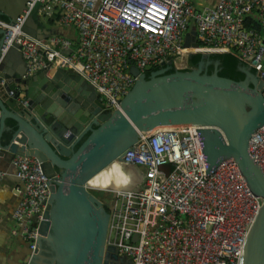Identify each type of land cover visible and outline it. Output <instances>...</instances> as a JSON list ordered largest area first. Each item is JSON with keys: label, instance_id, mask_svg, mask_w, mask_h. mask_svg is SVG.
Here are the masks:
<instances>
[{"label": "built area", "instance_id": "2783aa9c", "mask_svg": "<svg viewBox=\"0 0 264 264\" xmlns=\"http://www.w3.org/2000/svg\"><path fill=\"white\" fill-rule=\"evenodd\" d=\"M252 9L261 29L244 24ZM34 10L42 16L57 12V24L73 27L76 40L29 34L24 24ZM0 26L1 56L17 45L26 61L24 76L45 66L51 72L71 68L95 88L104 109L120 107L136 79L132 64L139 71L156 64L181 69L187 65L175 64L188 50L231 51L264 81V0H217L202 8L191 0H26L12 21L0 18ZM191 26L197 45L185 46ZM200 127L181 123L140 130L111 161L138 173L133 187L113 188L107 200L106 243L131 264H239L263 198L251 190L233 157L207 170ZM248 152L264 174V124L251 133ZM10 164L0 167V178L12 174L23 183L12 233H20L33 250L53 177L34 155L14 153Z\"/></svg>", "mask_w": 264, "mask_h": 264}, {"label": "water", "instance_id": "95a60500", "mask_svg": "<svg viewBox=\"0 0 264 264\" xmlns=\"http://www.w3.org/2000/svg\"><path fill=\"white\" fill-rule=\"evenodd\" d=\"M25 1L0 0V18L3 14L12 21ZM24 29L38 38L57 31L40 26L33 15ZM3 33L0 26V47ZM184 45H197L194 26L185 33ZM211 52L215 51H201V59L190 69L167 71L172 65L165 64L148 77L132 64L136 79L121 98L120 108L110 110L103 108L95 88L71 68L51 72L45 66L24 76L26 61L18 46L13 44L2 56L0 51V134L6 124L11 132L6 142L0 141V162L7 160L0 167L9 168L14 153L34 155L53 177L50 195L42 201L37 242L44 238L50 242L57 264H108L111 258L123 257L114 244L106 243L109 213L108 202L102 199L112 198L113 188H131L134 182L92 186L87 177L128 148L138 131L181 123L202 125L208 171L233 157L251 190L263 198L239 264H264V174L248 152L251 133L264 124V81L246 65L241 66L245 72L241 80L220 75L217 59L208 72L210 61L203 57ZM79 163L83 172L74 175ZM37 248L38 244L29 252Z\"/></svg>", "mask_w": 264, "mask_h": 264}, {"label": "crops", "instance_id": "0c3cea01", "mask_svg": "<svg viewBox=\"0 0 264 264\" xmlns=\"http://www.w3.org/2000/svg\"><path fill=\"white\" fill-rule=\"evenodd\" d=\"M195 7L202 8L206 5H212L217 0H191ZM35 20L40 21L33 15ZM56 30L70 36L71 28L67 26L56 25ZM59 26V27H58ZM50 28H53L52 26ZM75 36V31H74ZM73 38V35H71ZM186 65L189 67L188 63ZM192 67V66H190ZM51 74V72H49ZM11 133L9 125H5L0 134V141L4 143L3 134ZM7 160H1L0 166L4 167ZM23 183L20 179L12 174H6L0 178V264H47L53 261L57 264L52 245L47 239L38 240V248L34 252H29L28 241L20 234H13L12 229L15 225L12 211L22 196ZM49 242V243H48ZM50 255V257L48 256ZM52 254V255H51ZM52 264V263H51Z\"/></svg>", "mask_w": 264, "mask_h": 264}, {"label": "trees", "instance_id": "16d2710c", "mask_svg": "<svg viewBox=\"0 0 264 264\" xmlns=\"http://www.w3.org/2000/svg\"><path fill=\"white\" fill-rule=\"evenodd\" d=\"M1 17L3 19H7L6 15L2 14ZM46 17H47V22L49 23V25L52 26L54 29H56L57 28L56 25H59L56 22V19L58 17V13L54 12L52 15L46 16ZM244 24L246 26H253L257 29H261V24H260V21L257 17L256 10L252 9L249 13H247L244 16ZM59 26H61V25H59ZM74 31H75V29L72 27L70 32L71 33L73 32V33L70 34V36L73 35V39L76 40V31H75V36H74ZM55 33L63 34V31L60 32L59 30H57ZM209 55L211 58L219 60V63L217 65L218 74L223 75V76H228V77H231V78L236 79V80H241L245 77V72L241 69V66H243L245 64L242 61H240V59L233 52H231V51L211 52ZM201 57H202L201 52L189 53L187 56L188 65L195 66L198 63V61L201 59ZM161 66L162 65L156 64L154 66H151V67L145 69L144 72H145L146 77L149 76V74L151 73L152 70L158 69ZM213 68H214V63L210 62L208 64L207 71L211 72L213 70ZM172 69H174V66H170L167 69V71H172ZM181 69L186 70V69H188V67H183ZM251 70L253 71L252 68H251ZM7 122L12 124V123H14V120L12 118H8ZM9 135H10V133H4L3 134V138H4L5 142L9 138Z\"/></svg>", "mask_w": 264, "mask_h": 264}, {"label": "bare ground", "instance_id": "6f19581e", "mask_svg": "<svg viewBox=\"0 0 264 264\" xmlns=\"http://www.w3.org/2000/svg\"><path fill=\"white\" fill-rule=\"evenodd\" d=\"M208 50V49H204ZM120 108V107H119ZM121 111L125 113L124 108H121ZM155 128V127H154ZM84 166L81 165V163L78 164V167L75 168V174H81L83 172ZM130 169L125 168L123 165L119 164L117 161H114L113 163H109L108 165H105V167H102V170L99 171L96 174H91L87 177V181L90 185L94 186H106V185H112L117 186L119 184H122L121 182L125 183H132L138 178V173H135L134 171L130 173ZM128 174L130 176H136L134 179H129ZM126 178V180L124 179Z\"/></svg>", "mask_w": 264, "mask_h": 264}, {"label": "rangeland", "instance_id": "374dc122", "mask_svg": "<svg viewBox=\"0 0 264 264\" xmlns=\"http://www.w3.org/2000/svg\"><path fill=\"white\" fill-rule=\"evenodd\" d=\"M33 15H35V17L36 18H39V13H38V11L37 10H34V13H33ZM39 24H40V26H44L45 28H50L51 26L49 25V23L47 22V17L46 16H42V15H40V21H39ZM192 25V24H191ZM189 51V53L190 52H193L192 50H188ZM187 51V52H188ZM189 53H185L184 54V56H183V59H182V61H178L177 60V62H176V66L177 67H180V66H183V65H185L186 63H184V60L187 62V56H188V54ZM206 55H208V54H205V56ZM189 69H190V67H188ZM244 68H247V66H245ZM179 69V68H178ZM204 69H205V67H202V70H201V72H203L204 71ZM21 88L24 90V87L23 86H21ZM163 167L165 168L166 167V164H163ZM102 200H108V198H103ZM110 239L111 240H113L114 239V232H112L111 233V236H110ZM49 243V242H48ZM50 244V243H49ZM52 255V254H51ZM48 256L50 257V255L48 254ZM53 264V261H49V262H47V264Z\"/></svg>", "mask_w": 264, "mask_h": 264}, {"label": "flooded vegetation", "instance_id": "af4514ba", "mask_svg": "<svg viewBox=\"0 0 264 264\" xmlns=\"http://www.w3.org/2000/svg\"><path fill=\"white\" fill-rule=\"evenodd\" d=\"M203 59L205 61L209 60L212 63L215 62V60H216V59L211 58L209 54L204 56ZM207 68H208V65H207ZM104 201L107 202V200H104ZM108 264H129V259L126 256L121 257L119 260H115V259L111 258V259H109Z\"/></svg>", "mask_w": 264, "mask_h": 264}]
</instances>
